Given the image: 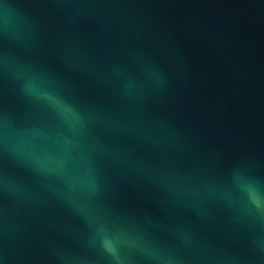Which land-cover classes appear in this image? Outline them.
<instances>
[{
    "label": "water",
    "instance_id": "water-1",
    "mask_svg": "<svg viewBox=\"0 0 264 264\" xmlns=\"http://www.w3.org/2000/svg\"><path fill=\"white\" fill-rule=\"evenodd\" d=\"M0 264H264V0H0Z\"/></svg>",
    "mask_w": 264,
    "mask_h": 264
}]
</instances>
